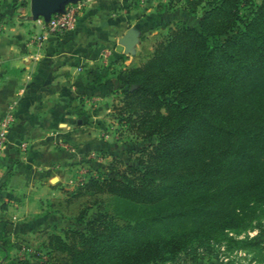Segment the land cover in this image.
<instances>
[{
  "label": "trees",
  "instance_id": "1",
  "mask_svg": "<svg viewBox=\"0 0 264 264\" xmlns=\"http://www.w3.org/2000/svg\"><path fill=\"white\" fill-rule=\"evenodd\" d=\"M208 5L199 29L176 21L130 64L119 54L93 71L101 85L117 74L120 120L156 139L136 151L137 165L116 157L114 176L98 173L48 200L51 216L98 213L81 230H36L33 264H148L264 205V0ZM245 5L255 7L248 20Z\"/></svg>",
  "mask_w": 264,
  "mask_h": 264
},
{
  "label": "crops",
  "instance_id": "2",
  "mask_svg": "<svg viewBox=\"0 0 264 264\" xmlns=\"http://www.w3.org/2000/svg\"><path fill=\"white\" fill-rule=\"evenodd\" d=\"M166 1L99 0L80 15L75 31L46 34L40 49L30 43L28 28L0 16V131L5 116L13 120L2 155L9 170L0 190V203L7 206L0 237L8 225L18 234L52 221L48 200L64 198L82 169L105 172L120 156L122 143L103 117L110 111L107 102L115 101L113 89L122 84L112 73L98 84L93 71L120 58L119 41L130 33V52L151 50L181 20L177 10L159 8Z\"/></svg>",
  "mask_w": 264,
  "mask_h": 264
},
{
  "label": "rangeland",
  "instance_id": "3",
  "mask_svg": "<svg viewBox=\"0 0 264 264\" xmlns=\"http://www.w3.org/2000/svg\"><path fill=\"white\" fill-rule=\"evenodd\" d=\"M148 1L151 0H140L142 3ZM153 1L156 2L157 0ZM208 1L209 0H167L166 5L159 4V8L165 9L170 7V10H177L179 12L178 17L181 18L179 21H184L188 26L199 29L201 18L209 7ZM96 2L97 1L90 3L85 8L88 9ZM255 2L260 3L262 0H255ZM30 3L31 0H0V16L5 14L16 23L15 25L17 27L28 28L27 32L31 37L30 43L39 49L35 40V35L39 36L45 32L39 22V20L44 19L40 18L38 21L33 19ZM254 10V6L245 5L241 16L244 20H248L251 18ZM1 25L2 20L0 27ZM239 28H243L242 24ZM129 54L130 55L127 56L131 59L133 58L131 56H137V54L133 52H130ZM124 56L126 55L124 54ZM122 89V86L118 89H113L116 90V92L113 91L115 101L107 102L110 111L103 117V123L107 126V130L112 133L114 138L122 143V149L118 158L123 160L125 165H137V162L132 158H136L138 156L137 152L143 147H148L153 144L156 138L145 139L143 135L138 134L135 130V132H133L124 126L125 124H123L118 115V107L122 105ZM163 112L166 113L165 111ZM6 117L7 116L3 118V121ZM3 121L1 122V131L3 128ZM7 143L8 140L6 145ZM2 155L3 150L0 151V160L4 167V164L7 162L6 160H3ZM115 159L116 157H114V160ZM114 160L110 161L109 164L115 163ZM109 164L106 166L105 172L98 170L88 172L87 170L82 169V175L79 180L75 182L76 184L74 188H71L70 190L65 189L64 193L76 190L80 185H83L85 181H88L90 176L97 177L98 173H102L104 176L112 175L110 173ZM121 167V164H116L115 169ZM6 176L7 169L3 177L0 179V190H2V187L5 184ZM5 205L6 204H4V206ZM0 206H2L1 203ZM97 213L98 210L94 208L73 220L55 214L52 221L34 230L22 231L18 234H14V231L12 230H7L6 233L3 232L1 238L6 241V244L0 245V264H27V262L29 263L34 260L32 257L39 249V246L35 241L37 238V234H35L36 230H42L56 223L63 228L76 227L81 230L85 228V223L97 215ZM7 220L9 221V219ZM7 241H9V243H7ZM31 264L33 263L31 262ZM148 264H264V205L256 204L248 216L239 225L236 224L235 226L228 228L214 229V231H211V233L205 237L195 239L188 244H185L182 250L176 251L175 253H164V255H160L159 258L153 259Z\"/></svg>",
  "mask_w": 264,
  "mask_h": 264
},
{
  "label": "built area",
  "instance_id": "4",
  "mask_svg": "<svg viewBox=\"0 0 264 264\" xmlns=\"http://www.w3.org/2000/svg\"><path fill=\"white\" fill-rule=\"evenodd\" d=\"M95 1L98 0H78L76 4H70L66 7L67 10L65 14H53L48 23H46L44 20H39L43 30L45 31L39 36L35 35V40L39 46V49L42 48L44 44L46 34L67 35L75 31L79 17L85 11V7ZM12 122L13 120L11 115H8L3 121V128L0 132V151L4 150L6 142L9 139L8 132ZM6 169L7 168L5 166H2V162L0 160V179L3 177Z\"/></svg>",
  "mask_w": 264,
  "mask_h": 264
},
{
  "label": "water",
  "instance_id": "5",
  "mask_svg": "<svg viewBox=\"0 0 264 264\" xmlns=\"http://www.w3.org/2000/svg\"><path fill=\"white\" fill-rule=\"evenodd\" d=\"M77 1L78 0H31L32 17L36 21L42 18L48 23L53 14H65L67 10L66 7L70 4H76ZM134 41L135 34L130 33L119 41L117 52L120 54L130 52ZM7 230L13 231V226L8 225Z\"/></svg>",
  "mask_w": 264,
  "mask_h": 264
}]
</instances>
